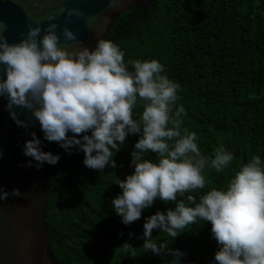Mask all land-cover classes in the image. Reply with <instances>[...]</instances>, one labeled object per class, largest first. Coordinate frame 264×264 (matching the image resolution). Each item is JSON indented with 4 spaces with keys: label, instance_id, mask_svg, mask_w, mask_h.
I'll return each instance as SVG.
<instances>
[{
    "label": "clouds",
    "instance_id": "1",
    "mask_svg": "<svg viewBox=\"0 0 264 264\" xmlns=\"http://www.w3.org/2000/svg\"><path fill=\"white\" fill-rule=\"evenodd\" d=\"M116 6L117 0H110L109 7ZM73 16L84 13L68 9L66 23ZM6 30L7 24L0 22V97L8 101L6 110L18 126L29 127L16 111L27 110L39 122L45 140L68 152L78 148L85 153L84 164L101 172L109 165L116 168L114 154L130 135L139 134L131 153L134 172L115 181L122 193L112 201L114 210L122 223L131 225L157 199L175 203L166 213L146 218L140 237L145 253L169 254L174 257L169 264H183L186 253L170 248L167 240L158 242L153 230H162L174 241L189 225L205 221L211 222L219 246L213 264H264V158L252 156L226 187L199 194L206 187L205 171L222 173L235 156L227 148L214 158L202 154L197 133L184 127V106H177L181 85L164 74L159 60L126 61L120 45L105 38L94 48L70 51L60 46L56 23L46 28L29 25L19 43H9ZM62 35L66 43L79 39L67 26ZM31 135L24 155L36 163L30 160L28 166L56 165L61 157L43 151V141L35 132ZM24 195L19 188H0V201ZM123 249L136 256L130 244Z\"/></svg>",
    "mask_w": 264,
    "mask_h": 264
},
{
    "label": "trees",
    "instance_id": "2",
    "mask_svg": "<svg viewBox=\"0 0 264 264\" xmlns=\"http://www.w3.org/2000/svg\"><path fill=\"white\" fill-rule=\"evenodd\" d=\"M106 39L120 45L126 61L159 60L164 74L181 85L177 106H184V127L197 133L203 155L214 158L221 148L234 153L224 172L205 171L206 187L199 194L226 187L252 156L264 158V0H155L146 11L135 5L122 12ZM138 139L139 134L130 135L114 154L117 167L103 172L88 168L78 148L68 152L46 140L49 152L61 157L45 216L58 264H169L174 259L145 253L140 237L147 217L166 213L175 203L157 199L131 225L122 223L112 206L122 193L116 179L134 172L131 153ZM211 227L199 221L174 241L162 230H153V238L186 253L183 264H213L219 246ZM125 243L136 248L135 257L123 249Z\"/></svg>",
    "mask_w": 264,
    "mask_h": 264
},
{
    "label": "water",
    "instance_id": "3",
    "mask_svg": "<svg viewBox=\"0 0 264 264\" xmlns=\"http://www.w3.org/2000/svg\"><path fill=\"white\" fill-rule=\"evenodd\" d=\"M155 0H117L116 7H109L110 0H0V22L7 24L3 33L9 43H19L35 27L49 23L58 25L61 47L70 51L82 46L94 48L99 38L107 37L115 20L135 5L147 10ZM79 8L84 16L72 17L66 23L67 10ZM56 16L57 20L49 21ZM67 26L79 39L65 42L62 35ZM8 101L0 97V188L11 192L19 188L24 197H10L0 201V264H58L49 247V226L45 221L48 209L47 196L55 165L45 163L42 168L29 167L31 157L24 155V147L35 132L43 141V151L49 152L44 133L30 112L17 108L21 120L29 121L25 129L16 124L6 110Z\"/></svg>",
    "mask_w": 264,
    "mask_h": 264
}]
</instances>
